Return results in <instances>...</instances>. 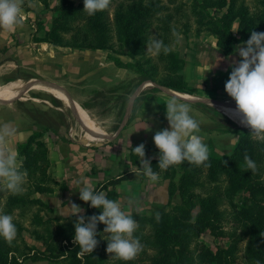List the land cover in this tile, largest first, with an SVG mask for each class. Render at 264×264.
<instances>
[{
    "label": "trees",
    "instance_id": "16d2710c",
    "mask_svg": "<svg viewBox=\"0 0 264 264\" xmlns=\"http://www.w3.org/2000/svg\"><path fill=\"white\" fill-rule=\"evenodd\" d=\"M176 1L168 0V4ZM107 2L86 0L77 5L73 0H57L51 26L35 40L77 50H106V57L118 66L136 67L140 73L148 75V70L138 59L132 60L142 38L141 28L146 27L138 21L152 19L158 9L167 6L159 5L158 0H119L110 21L105 11ZM180 6L174 5V8L179 10ZM222 6H225L222 12L208 14L207 19L198 24L215 36L222 52L231 53L234 44L241 41L255 42L264 49V0H256L253 11L243 0H224ZM172 16L170 13L164 15L163 25L158 27L164 30L161 39L152 42L155 47L163 49L158 51L164 70L160 81L166 86L191 93L196 88L188 85L177 72L181 67V58L170 49L172 27L168 22ZM160 18L161 15L158 21ZM235 19L238 21L236 32L232 29ZM112 32L116 33L117 48H128L127 61L109 51L114 45ZM261 114H264V109H261ZM45 118L49 120V125L32 130L24 141L17 143L20 164L15 174L26 178L30 189L22 190L20 181L6 186L10 191L7 208L9 211L19 208L20 217L33 205L44 203L38 197H30L31 190L43 193L52 192L57 186L67 188L66 183L57 180L48 169V147L41 135L47 129H57L52 127L56 119L49 115ZM257 127L256 119L248 127H239L240 132L232 149L224 153L209 151L200 144L194 146L180 142L165 128L154 147L170 148L169 151L174 153L173 160L180 164L181 169L177 180L172 178L173 169L169 170L172 167L160 158H149L143 170L151 174L163 171L162 177L168 179V195L177 191L179 202L154 216L139 213L127 216L126 230L119 228L113 220L112 226L116 231L99 235L93 222L96 221L94 218L104 215L101 191H104L105 199L115 200L118 196L115 185L133 176L134 169L119 170L89 191L85 212L64 218L55 229L51 228L50 219L32 214L35 232L45 240L49 239L47 246L44 249H24L3 241L0 264H23L26 258H44L52 264H235V246L240 240H243V264H264V131L261 137H255ZM138 154L139 148L129 149V160L136 166L139 165ZM200 161L205 162L208 179L214 183L226 182L221 189L215 184L209 185L207 190L198 189L200 183L194 174ZM6 187H0V190ZM238 194L240 198L235 199ZM222 198L227 199L229 208H219ZM226 221H230L227 230L224 229ZM18 224V227L13 225L17 233L20 221ZM37 225L44 229L42 233L36 231ZM206 229L214 237L227 236L229 243L225 246L218 244L215 249L209 247L197 239ZM124 233L131 239H126ZM54 236L66 241L65 245H57L56 241L52 243Z\"/></svg>",
    "mask_w": 264,
    "mask_h": 264
},
{
    "label": "crops",
    "instance_id": "0c3cea01",
    "mask_svg": "<svg viewBox=\"0 0 264 264\" xmlns=\"http://www.w3.org/2000/svg\"><path fill=\"white\" fill-rule=\"evenodd\" d=\"M37 12L46 17L45 24L48 23L49 8L45 9L44 4L39 0H0V99H2L0 101V187L11 185L16 180L15 169L20 164L17 143L24 141L32 130L44 124L49 125V120L45 118L49 112L48 100L44 99L48 105L44 103L33 105L36 103L31 101L33 103L29 106V110H26L22 107L21 101L19 103L16 99L24 98L21 92L27 86H38L30 90L33 93L45 90L49 86L51 94L64 101L71 112L70 114L68 111L65 112V119L61 121L63 124L52 123L56 131L47 129L41 135L49 149V157L54 158L57 165L58 163L61 165L56 169L51 161L49 166L52 175L59 181L64 180L67 185V188L60 191L66 194V197L74 192L78 193L74 181L80 174H83L87 180L84 191L89 190L103 177H108L119 170L134 169L131 178L115 185L118 199L122 202H131L134 184L137 194L139 192L148 194L152 190L148 198L153 203L152 206L165 204L167 201L166 179H162V176H159V179L158 173L151 174L143 170L147 159L164 156L163 149L154 150L148 147L157 140L159 132L165 128L178 141L194 146L211 141L213 130L200 123V126L194 125L193 122L180 129L183 132L173 130V125L171 124V127L165 117L168 110H171L168 99L156 95L151 99L139 100L138 95L134 98L132 105L129 103L125 106L122 118L127 119L124 122L126 128L121 133L113 139L108 137L102 144L93 142L89 146L83 145L81 140H76L77 134H89L93 137L96 133L103 132L107 135L117 124L116 106L110 104L105 107L100 106L99 102L104 98L99 95L100 92L118 85L120 80L128 82L135 73L131 68L118 66L105 55L104 57L98 55L100 58L97 60L87 59L83 53L90 50L64 49L46 41L34 40L29 24L21 18L22 15L30 17L32 13L34 15ZM197 39L190 50L194 52L193 58L188 56L182 68L188 85L196 88L195 93L191 95L204 99L227 98L233 94H241V97H244L245 94L248 95L252 90L258 89L255 102L258 94L262 96L260 101L264 100L262 82L264 49L261 46L243 41L237 43L231 53L225 54L216 45L213 35L201 34ZM187 55L188 52L185 51L183 57ZM86 62H89L91 67L80 70L81 64ZM23 68L29 69L34 75L24 79ZM12 95H16V99ZM28 96L32 95L28 93ZM50 105L52 106L51 103ZM52 107L64 111L60 106ZM35 111L39 115H34ZM223 112L237 113L229 107L223 109ZM194 116L195 122L205 121L202 118L206 115L201 111H196ZM152 123L155 126L151 127ZM119 126L121 122L118 128ZM200 134H205L204 138L207 139L203 141L195 138ZM143 137H148L149 143L141 144ZM133 146L142 148L139 153L141 162L139 166L133 165L124 155L128 148ZM60 149L61 152L58 151ZM79 158L82 160L80 166ZM89 166L95 170V174L81 172L86 171ZM155 176L158 178L157 181L154 180ZM150 180L155 181V187L154 185L149 187ZM127 186L130 187L128 190L125 189ZM54 195H58L57 191L49 193L47 199ZM74 197L72 195L73 199ZM119 200L107 201L113 203Z\"/></svg>",
    "mask_w": 264,
    "mask_h": 264
},
{
    "label": "rangeland",
    "instance_id": "374dc122",
    "mask_svg": "<svg viewBox=\"0 0 264 264\" xmlns=\"http://www.w3.org/2000/svg\"><path fill=\"white\" fill-rule=\"evenodd\" d=\"M41 3L44 4L45 9L49 8V15H48V20L46 22V17L41 15L40 12L33 13L29 16H24L22 15V20L27 22L29 24V27L31 28V32H33L32 38L38 39L39 37H42L47 29L52 24V19L56 15L55 11V6L57 4V0H39ZM75 4L81 5L83 4L86 0H73ZM159 5H165L167 7H163L157 10L155 12L154 16L152 19H146L144 21H138L142 22L143 24L146 25L145 28H141V33H142V38L138 42L137 45V52L135 53L134 59H138L141 64L148 70V73L151 75L147 74H142L140 73L136 67H129L133 72L135 73L133 75V78H131L128 82L126 80H120L118 85L112 86L108 89L102 90L99 94L100 96H104L103 100L99 102L100 106H106L107 104H110L111 106H116L117 110V117H116V126H114L111 130L110 133L107 135L103 132L101 134L96 133L95 136L90 137V135H84V134H77L76 140H81L83 145L89 146L93 142H97L102 144L108 137L114 138L116 137L119 133H121L126 127L124 126L126 118L123 119L122 116L125 111V106L132 105L134 98H136L139 95V100H147L151 99L153 96H160V97H166L168 99V104H169V109L167 114L165 115L167 119V123L170 124L172 127L173 125V130H178L181 131L180 129L186 127L189 123H192L194 125H205L206 128H211L210 130H213V138L212 142L207 141L199 143L201 146H203L205 149L216 152V153H224L228 152L232 149L234 142L236 141L237 135L240 132L239 127H248L251 124L252 119H256L258 122V127L254 131V136L255 137H261L264 131V114H261V109H264V100L262 101V104L260 106L259 111L256 114H251L249 112H245L242 110H237L234 109L237 113H224L222 106H216L214 104H210L206 101H198V100H190L182 97H178L175 95H171L164 90H162L160 87H158L155 83L159 85H163L167 88H170L176 92L179 93H188L186 91H180L177 89H174L172 87L166 86L161 83V77L164 76V70H163V61L160 60L158 51H163L162 48L155 47L153 45V40H159L161 39V33L164 32V30L158 28L159 26L163 25V18L166 13L172 14L171 20L168 22L171 25V35H170V46L174 52H176L177 56L181 58V67L178 68L177 72L184 78L182 68L184 66L185 60L188 59V56H191L193 58L194 52L190 51L191 47H194L195 44H193L195 41L197 42V37L201 36V34L205 35H213L208 29L204 28L203 25H198L200 22L205 21L207 19V15H213L215 13H220L223 11L225 6H222V2L224 0H177L174 2V4H168V0H158ZM228 1V0H225ZM246 5L250 7V9L253 11L255 10V5H256V0H243ZM119 0H108V2L105 4V11L107 14L108 20L112 21L114 17V9L117 5ZM181 4L180 9L176 10L174 8V5L178 6ZM175 10L177 12H175ZM18 13V12H17ZM161 15V18L158 21V17ZM162 20V23H161ZM28 26V25H27ZM143 26V25H142ZM140 26V27H142ZM202 27V28H200ZM238 27V21L235 19L232 22V29L233 31L236 32ZM199 28V30H197ZM214 36V35H213ZM140 37V36H139ZM215 37V36H214ZM216 39V38H215ZM112 40H113V49L109 50L112 54L115 56L119 57L120 59H126L127 61L129 59L127 52L128 48L123 47L122 49L117 48L118 45L116 44V33L112 32ZM243 42V41H241ZM248 42V41H244ZM207 43H209L207 41ZM239 43V42H237ZM235 43L234 46L237 44ZM256 44L255 42H251ZM217 45V44H216ZM218 46V45H217ZM63 47V46H61ZM219 47V46H218ZM220 48V47H219ZM263 48V47H262ZM64 49H70L68 47H64ZM193 50V49H192ZM65 51V50H64ZM187 51L188 55L184 56V52ZM107 51H86L84 54V57L87 59L90 58H95L97 60L98 55L101 57L106 56ZM82 54V56H83ZM264 56V55H263ZM91 67V64L89 62H86L85 64H81L80 70H84V68ZM31 75H34L29 69L23 68L22 69V76L23 78L27 79ZM76 79V78H75ZM40 80V79H36ZM25 81V80H24ZM23 81V82H24ZM151 81V82H149ZM28 82V81H25ZM263 84H264V79H263ZM260 86V85H259ZM263 86V85H262ZM261 86V87H262ZM49 86H47V89L45 90H40L36 93L33 92H26L27 94L21 93V96L24 97L22 99H16V101H21L22 107L26 110H29V106L34 102L37 105L39 104H47V102L44 101V99L49 101V112L46 115L52 116L54 119H56V123H61V120L65 119V112L68 111V114H70V109L69 107L65 104L64 101L60 100L57 98L55 95L51 94V89L49 90ZM264 89V88H263ZM257 92L259 90H255L250 93L245 94L244 97H241V94H233L230 97L227 98H219L217 100H228L233 103H239L241 105L251 107L254 104L258 103L261 99V95L258 94L256 102H255V97ZM28 93L31 94L32 96H28ZM135 93V94H134ZM195 91H192L191 93L188 94H194ZM35 96V97H34ZM33 101V102H31ZM52 106H60L64 109V111L58 110L55 107ZM118 104L120 106L118 107ZM219 107V108H218ZM119 108V111H118ZM60 111V113L56 111ZM215 110L217 112H215ZM132 111V109H131ZM196 111H201L203 112L206 116L202 118L205 120L203 123L201 122H195V113ZM34 113V112H33ZM34 115H39L36 113ZM128 118H129V114ZM233 120H235L238 123L242 124H248L246 126H240L237 123H235ZM123 119V120H122ZM130 119V118H129ZM70 120H72L70 116ZM241 121V122H240ZM121 122V126H119V132L114 136V133L118 129V124ZM195 122V123H194ZM198 123V124H197ZM200 123V124H199ZM172 124V125H171ZM155 126L153 123L151 124V127ZM213 128V129H212ZM164 130V129H163ZM162 130V131H163ZM195 130V129H194ZM208 130V129H207ZM161 132H159L157 136V140L152 143L148 148L150 149H163L164 156L160 159L164 161V164L168 163L170 167L169 170L171 171L173 169V174L172 178L174 177V180L176 181L178 178V175L180 173V164L176 161L173 160V157L175 156L173 152H170V148H165V147H154L155 143H157ZM183 132V131H181ZM211 132V131H210ZM155 135V134H154ZM177 135V134H176ZM199 135V134H198ZM203 137V138H201ZM205 134H200L198 138L200 140H205L207 138H204ZM211 137V136H210ZM148 137L144 138L143 137V145L149 143L148 142ZM152 140L150 139V142ZM140 142V141H139ZM137 142L138 145L140 143ZM137 147V146H133ZM131 148V147H130ZM124 153L126 157L129 159V149ZM138 148V147H137ZM142 148H139V153ZM147 149V148H146ZM61 152V149L58 150ZM49 152V149H48ZM49 155V153H48ZM49 157V156H48ZM80 161H78L81 165V158H79ZM50 164L51 161L53 162V167L56 169L60 167L61 165L56 162H54V158L51 159L49 157ZM138 160H139V154H138ZM146 165H148V159L145 162ZM49 164V166H50ZM141 164L139 160V165ZM86 165V164H85ZM138 165V166H139ZM78 167V165L76 166ZM144 167V168H145ZM49 169V168H48ZM51 172V171H50ZM82 173L85 172V174H95V170H93L92 167H87L86 171H81ZM145 173V172H144ZM142 176V175H141ZM163 176V171L158 172V176ZM139 177V176H136ZM156 177V176H155ZM154 177V178H155ZM155 178L154 180L157 181L158 178ZM103 177L100 180L96 181L92 187L89 190H84L86 186V178L83 176V174H80L77 180L74 181V185L77 188L78 193H73L69 194V197H66V194H63L60 190H62L59 186L55 187L52 192H34L30 191V197H38L43 201V204H36L33 205L28 211L24 212L22 215L23 217H20L19 213V208H13L11 211L10 209L7 208V204L9 202V196H10V191L6 188L0 190V249L3 248V241H8L7 243L15 245L19 248H24L27 249V247H34L36 249H44L47 244L48 240H45V238L40 237V234H36L35 228L32 225L31 222V217L32 214L35 213V215H38L42 219H50L51 223V228L55 229V227L58 225L59 222H62L64 218L70 217L73 214H81L86 211V208L88 207L89 201H88V193L89 191L100 181L104 180ZM194 178L200 183L198 186V189L200 190H207L209 185H217L219 189H221L225 185V181H220L218 183L212 182L210 179L207 177V167L205 165L204 161H200L198 168L194 174ZM160 179V177H159ZM162 179H165L162 177ZM16 181H20V187L22 190H27L29 186L27 187L26 185V178L24 177H17L16 176ZM64 181V180H61ZM167 181V186H168V179ZM148 183V181H146ZM12 185V184H11ZM155 187V181L150 180L149 187ZM9 186V185H8ZM157 186V185H156ZM159 187V185H158ZM157 187V188H158ZM115 188V187H114ZM130 187L127 186L125 189H129ZM30 189V188H29ZM168 190V189H167ZM57 191L58 195H54L53 197H50L49 200L47 199L49 196V193H53ZM137 192L136 190V185L133 184V195L131 202H125V201H120L118 199V196L115 200H119L117 202H109L107 199L104 198V191H101V210L104 215H101L99 218H94L96 221H94L93 225L96 231L98 232L99 235L104 236L108 234H113L116 229L112 226L113 220L118 223L119 228H123L126 230V217L133 215L134 213H139L143 214L146 216H154L157 214H160L164 210H168L171 208V206L179 202L180 197L177 191H172L168 195L167 192V201L165 204L161 206H152L150 202V193L152 190L148 192V194H142V192H139V194L135 193ZM46 194V195H45ZM155 194H159V192H155ZM72 195H74V199L72 198ZM240 194H238L235 199L240 198ZM105 199V200H104ZM52 201V202H51ZM197 202V200H196ZM219 208H229V203L226 198H222L221 202L219 204ZM196 208L193 210L195 211ZM18 215V216H17ZM16 216L18 218H16ZM14 220L16 223H14ZM20 221V230L19 233L16 232L15 228H13V225L18 227V221ZM230 227V221L227 223V221L224 224V229H229ZM36 231H39L38 233H42L44 231L43 228L37 225ZM53 231V230H52ZM125 234V233H124ZM8 239H5L7 238ZM124 237L128 240L131 239V236L129 235H124ZM198 240H202L206 245L209 247L215 249V246L218 244L221 245H227L229 243L228 237L227 236H222L220 238L214 237L208 229L204 230L201 232L198 237ZM52 243H59L62 245L66 243L64 240H60V237L54 236L51 239ZM242 246H243V240H240L236 243L235 246V264H243L241 255H242ZM64 248V247H63ZM150 253V252H149ZM23 264H52L50 261L47 259H31V258H26L23 261Z\"/></svg>",
    "mask_w": 264,
    "mask_h": 264
},
{
    "label": "water",
    "instance_id": "95a60500",
    "mask_svg": "<svg viewBox=\"0 0 264 264\" xmlns=\"http://www.w3.org/2000/svg\"><path fill=\"white\" fill-rule=\"evenodd\" d=\"M149 82H151V81H149ZM155 84L158 87H160L162 90H164L165 92H167V93H169L171 95H175V96L182 97V98H186V99H190V100L206 101V102H208L210 104H214L216 106L229 107V108H233V109H237V110H242V111H245V112H249L251 114H256L259 111L260 106L262 104V101H260V102L254 104L251 107H247V106L241 105L239 103L230 102V101H228L226 99L225 100L204 99V98H199V97H196L195 95H191V94H188V93H179V92H176V91H174V90H172L170 88H167V87H165L163 85H159L157 83H155ZM34 88H38V86L37 85L36 86L35 85H33V86H27L24 90H22L21 93H26V92H28L30 90H33ZM12 96L15 97L16 95H12ZM0 101H2V99H0ZM254 121H255V119L253 118L252 121H251V123H253ZM119 128L114 133V136L119 132Z\"/></svg>",
    "mask_w": 264,
    "mask_h": 264
},
{
    "label": "bare ground",
    "instance_id": "6f19581e",
    "mask_svg": "<svg viewBox=\"0 0 264 264\" xmlns=\"http://www.w3.org/2000/svg\"><path fill=\"white\" fill-rule=\"evenodd\" d=\"M226 107H224L223 109H225ZM230 117V116H229ZM231 118V117H230ZM233 120V118H231ZM235 123H237L235 120H233ZM241 122V121H240ZM238 124V123H237ZM249 124V123H248ZM240 125V124H238ZM241 126V125H240Z\"/></svg>",
    "mask_w": 264,
    "mask_h": 264
}]
</instances>
